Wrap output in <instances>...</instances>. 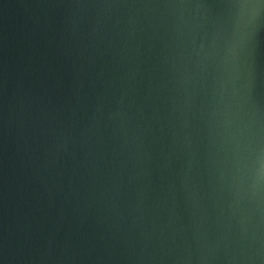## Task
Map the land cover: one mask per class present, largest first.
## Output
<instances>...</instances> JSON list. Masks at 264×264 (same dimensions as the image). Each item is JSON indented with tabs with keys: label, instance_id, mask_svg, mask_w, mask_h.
Wrapping results in <instances>:
<instances>
[{
	"label": "water",
	"instance_id": "obj_1",
	"mask_svg": "<svg viewBox=\"0 0 264 264\" xmlns=\"http://www.w3.org/2000/svg\"><path fill=\"white\" fill-rule=\"evenodd\" d=\"M0 264H264V0H0Z\"/></svg>",
	"mask_w": 264,
	"mask_h": 264
}]
</instances>
